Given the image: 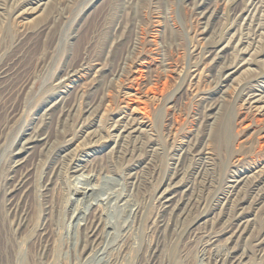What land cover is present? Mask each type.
<instances>
[{
	"label": "rangeland",
	"instance_id": "rangeland-1",
	"mask_svg": "<svg viewBox=\"0 0 264 264\" xmlns=\"http://www.w3.org/2000/svg\"><path fill=\"white\" fill-rule=\"evenodd\" d=\"M37 1H0V264H222L234 251L264 264V176L226 198L264 164V116L247 103L264 87V0H48L20 29ZM134 91L150 127L108 139ZM171 183L183 205L163 212Z\"/></svg>",
	"mask_w": 264,
	"mask_h": 264
},
{
	"label": "bare ground",
	"instance_id": "bare-ground-1",
	"mask_svg": "<svg viewBox=\"0 0 264 264\" xmlns=\"http://www.w3.org/2000/svg\"><path fill=\"white\" fill-rule=\"evenodd\" d=\"M1 1V0H0ZM48 0H39L36 2V4L33 7H29V8H25V9H20V11L17 13V17L19 18V28L20 29H24L26 26H28V24L31 22L29 20L28 17L31 16H35V18L41 16L43 14V12L46 10L47 6H48ZM237 4V3H236ZM202 18L205 19L206 18V14H202ZM226 47V46H225ZM251 53V52H250ZM218 54V53H217ZM222 54V53H221ZM252 54V53H251ZM219 56V54L217 55ZM216 56V57H217ZM248 60V59H247ZM215 63V62H214ZM244 63V62H243ZM214 65V64H213ZM233 66V65H232ZM241 66V64H240ZM251 66V65H250ZM236 67V66H235ZM225 71V70H224ZM223 71V72H224ZM239 71V70H238ZM71 72V71H70ZM235 72H227L225 75V80L226 82L233 80L231 79ZM241 73V72H240ZM247 73V72H246ZM242 75V74H241ZM65 79V78H64ZM135 79V78H134ZM64 81V80H63ZM239 81V80H238ZM66 82L65 85L68 84V78L64 81V83ZM232 82V81H231ZM62 83V82H61ZM63 83V85H64ZM62 85V84H60ZM62 85V86H63ZM156 89L159 88L154 84L153 85ZM238 87V86H237ZM262 87V86H261ZM152 89V88H151ZM154 89V90H155ZM249 89V88H248ZM149 90V89H148ZM153 90V89H152ZM151 90V91H152ZM246 90V89H245ZM137 91V90H136ZM156 91V90H155ZM158 91V90H157ZM244 91V90H243ZM149 92V91H147ZM146 92V93H147ZM154 93V91H153ZM152 93V94H153ZM128 94V93H127ZM131 94V93H130ZM151 94V93H150ZM154 95V94H153ZM129 96V94H128ZM131 97L133 99L129 100L128 102L124 103V111L120 112V115L118 116L117 119H111V121H113V124L110 125V128H108L109 130V135L107 136L108 139H112V137H114L115 139L119 140H125L129 137L132 136H136V135H141L142 133H145L146 129H148L150 126L148 124V120H147V114L149 113L147 111V107L145 105V102L140 101L139 96H138V92L134 91V94L131 95ZM247 98L248 101L247 103L252 106L254 108V110L257 112L256 115H260V116H264V87L261 88V90H252L247 93ZM246 98V99H247ZM121 100V99H120ZM127 100V99H126ZM246 104V103H245ZM106 107V106H105ZM108 108V106L106 107ZM105 109V108H104ZM108 110V109H107ZM249 110V109H248ZM106 109L103 110V113L100 116V120L102 118V116H104L103 114L105 113ZM254 111V112H255ZM146 112H148L146 114ZM255 114V113H254ZM149 117V116H148ZM223 118V117H222ZM105 120V118H104ZM217 120V119H216ZM91 125V124H90ZM89 125V127H90ZM87 127V129L83 130V132L81 134H84V139L85 141L92 140L93 138H95L97 135L96 133L98 132L97 130H92L90 131V128ZM96 127V126H95ZM107 132V131H106ZM101 133V132H100ZM106 134V133H105ZM38 135V134H37ZM96 135V136H95ZM32 136V135H31ZM45 137V136H44ZM31 138V137H30ZM34 138V137H33ZM41 138V137H40ZM264 139V136L263 138ZM71 140H73L71 138ZM70 140V142H71ZM39 141H45V139L43 140V138L40 140H38V138H35L34 140L30 139L27 140L25 145L27 144L30 145L31 143H35V142H39ZM107 141V140H106ZM41 142V143H42ZM92 142V141H90ZM116 142V141H115ZM94 144H96V142H94ZM121 144V142H120ZM264 144V143H263ZM78 146V145H77ZM76 146V147H77ZM79 147V146H78ZM90 147H94V146H90ZM80 148V147H79ZM82 149V148H81ZM91 149V148H89ZM20 151V150H19ZM81 151V150H80ZM77 152V151H76ZM211 158V157H210ZM194 160V158H193ZM72 167L69 169V173L72 177H78L81 178V176L84 173V166L82 167L81 165L78 164V162L76 164H70ZM87 175V174H86ZM196 175V174H195ZM69 176V174H68ZM264 176V164H261L260 166L256 167L253 169V172H249L248 175H246L244 178H239V177H232V180L229 181V186L227 187L228 189V193H227V197L229 196V198L231 197V195L233 194V192L239 188L240 185H244L246 182H250L251 184H254L255 180H257L259 177ZM74 177V178H75ZM85 177V176H84ZM87 178V177H85ZM102 178V177H101ZM71 178H69L70 180ZM254 179V181H252ZM73 180V178H72ZM83 180V179H82ZM89 180V179H88ZM185 180V179H184ZM262 180L261 178L258 179ZM81 181V180H80ZM84 181V180H83ZM26 179L25 176H21L17 179V181L15 182V184L13 185V188L11 190V192L13 191H19L21 189L24 188ZM76 182V180H75ZM78 184V181H77ZM81 184V183H80ZM89 184V183H88ZM257 186V185H256ZM76 187V186H75ZM85 187V186H84ZM90 187V185H89ZM179 185H175V184H170L167 185L164 190L161 192V195L157 198V203L160 207V209L163 212H174V211H178L180 210L181 206L183 205V195L182 197H178L179 195ZM75 190V189H74ZM93 190V189H92ZM89 188H77L74 192H73V196H80L82 197H89L90 198V193L92 191ZM172 191V193H170ZM229 194V195H228ZM91 200H93L91 198ZM90 202V201H89ZM220 202V201H219ZM101 203V202H100ZM83 204V203H82ZM91 204V203H90ZM89 205V204H88ZM67 206V205H66ZM96 206V205H95ZM91 207V206H90ZM87 208V207H86ZM232 209V208H231ZM96 211V210H95ZM127 212V211H125ZM95 213V212H94ZM239 214V213H238ZM80 216V215H79ZM85 217V216H84ZM83 217V218H84ZM242 219V218H241ZM241 219H239L238 222V226L237 223H233L232 225V229H234L231 233V237L230 239L235 240V238L237 236H240L243 233L244 227H242V223H241ZM82 221V220H81ZM243 221V220H242ZM247 221V220H246ZM79 223V222H78ZM235 224V225H234ZM249 227V226H248ZM231 228V227H230ZM96 230H97V224L91 222H88L85 227L84 230L85 234L88 238L91 239V243H95L97 238L95 237L96 235ZM73 231V230H72ZM229 232V231H228ZM231 232V231H230ZM83 233V232H82ZM227 233V232H226ZM228 236V235H227ZM262 238V237H261ZM98 241V240H97ZM227 243V242H226ZM235 250V249H234ZM87 250L83 251V254L86 253ZM117 251V250H116ZM232 253V252H231ZM238 252H233L232 254H230V256H228L226 258V260H224L222 262V264H249L246 260V256L244 257V254H241L239 256H237ZM224 255V254H223ZM225 257V256H224ZM218 259V258H217ZM216 259V260H217ZM215 260V261H216ZM223 260V259H222ZM253 264V262L251 263Z\"/></svg>",
	"mask_w": 264,
	"mask_h": 264
}]
</instances>
